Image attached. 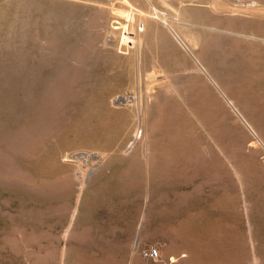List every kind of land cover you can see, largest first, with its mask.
I'll list each match as a JSON object with an SVG mask.
<instances>
[{"label":"rangeland","instance_id":"obj_1","mask_svg":"<svg viewBox=\"0 0 264 264\" xmlns=\"http://www.w3.org/2000/svg\"><path fill=\"white\" fill-rule=\"evenodd\" d=\"M0 264H264V0H0Z\"/></svg>","mask_w":264,"mask_h":264},{"label":"bare ground","instance_id":"obj_2","mask_svg":"<svg viewBox=\"0 0 264 264\" xmlns=\"http://www.w3.org/2000/svg\"><path fill=\"white\" fill-rule=\"evenodd\" d=\"M123 33H124V31H123ZM121 35H122V34H121ZM128 39H129V38H127L125 34L122 35V41H123L124 43H127V40H128ZM208 49H209V48L207 47V45H203V46L200 47L199 52L201 51V52H203V53H206V51H207L208 55L211 56L212 54L210 55V50H208Z\"/></svg>","mask_w":264,"mask_h":264},{"label":"built area","instance_id":"obj_3","mask_svg":"<svg viewBox=\"0 0 264 264\" xmlns=\"http://www.w3.org/2000/svg\"><path fill=\"white\" fill-rule=\"evenodd\" d=\"M147 255L151 259H155L158 256L157 251L155 249H149Z\"/></svg>","mask_w":264,"mask_h":264}]
</instances>
